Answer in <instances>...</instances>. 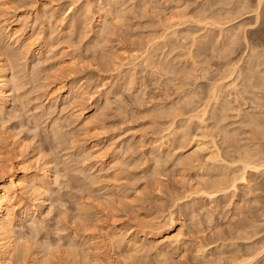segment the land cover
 <instances>
[{"label":"rangeland","instance_id":"rangeland-1","mask_svg":"<svg viewBox=\"0 0 264 264\" xmlns=\"http://www.w3.org/2000/svg\"><path fill=\"white\" fill-rule=\"evenodd\" d=\"M107 1L0 0V60L13 85L0 99V168L20 162L40 181L14 203L9 264H264V252L250 253L264 241L263 167L246 170L248 185L206 195L223 171L238 174L239 152L264 159V0ZM215 8L222 35L195 22ZM98 10L108 20L100 34ZM10 21L25 34L17 44ZM165 21L171 40L158 39ZM217 79L237 86L220 103L208 99ZM58 86L78 96L54 102ZM209 101L213 117L189 118ZM170 217L177 244L131 246L141 232L167 235Z\"/></svg>","mask_w":264,"mask_h":264},{"label":"bare ground","instance_id":"bare-ground-1","mask_svg":"<svg viewBox=\"0 0 264 264\" xmlns=\"http://www.w3.org/2000/svg\"><path fill=\"white\" fill-rule=\"evenodd\" d=\"M109 1V0H108ZM107 1V2H108ZM227 1V0H226ZM225 1V2H226ZM238 1V0H237ZM110 3H111V1H109ZM228 2H229V0H228ZM3 3V1L1 2V4ZM109 3V4H110ZM115 3V2H114ZM238 3H241V1H239ZM258 3H259V1H258ZM0 4V6H2ZM188 4H190V3H188ZM229 4H231V3H229ZM235 4H237V3H235ZM241 4H244L245 5V2L244 3H241ZM112 5V4H111ZM110 5V6H111ZM205 5V4H204ZM208 5V4H207ZM206 5V6H207ZM210 5V4H209ZM222 5V4H221ZM223 5H224V7H225V3H223ZM242 6V8H244L245 6ZM184 6H186V4L184 5ZM211 6H213V5H211ZM227 6H229L228 4H227V2H226V7ZM179 7H180V5H179ZM225 7V8H226ZM232 7V6H231ZM230 7V8H231ZM113 8H115V7H113ZM174 8V7H173ZM201 8H202V6H200L199 7V10H201ZM207 8V7H206ZM209 8V7H208ZM218 8H220V7H218ZM229 8V7H228ZM210 9H212V8H210ZM109 10H110V12H109ZM109 10H107L106 12L107 13H111V9H109ZM179 10V9H178ZM178 10H176V14L177 13H179L178 12ZM182 10H185L184 8L182 9ZM198 10V9H197ZM204 10H205V8H204ZM203 9H202V12H205ZM215 10H216V8H215ZM223 10V9H222ZM230 10L231 9H224V11H226L225 13H227L228 14V11L230 12ZM101 11H104V10H101ZM101 11H99L98 10V13H97V15H96V23H98V30H97V33L98 34H100L101 32H103L104 31V28H106L105 26H104V24L105 23H102V22H105V21H103V19H104V17H107L106 15V13L105 12H101ZM116 11V10H115ZM195 11V10H194ZM193 11V12H194ZM208 11V10H207ZM212 11H214V10H211V12ZM217 12H218V14H219V11H221V10H216ZM215 11V12H216ZM223 11V12H224ZM232 11V10H231ZM237 11V10H236ZM182 11H180V13H181ZM184 12V11H183ZM182 12V13H183ZM191 12V11H190ZM189 12V13H190ZM215 12H213V13H215ZM255 12H257V11H255ZM113 13V12H112ZM111 13V14H112ZM114 13H116V12H114ZM173 13V12H172ZM200 14H201V12H199ZM206 13V12H205ZM205 13H203V14H201V15H203V17H200L201 15L199 14V15H196V14H198L197 12H196V14H194V15H196L198 18H196L195 19V17H193L194 19H195V22L198 24H204V26L203 27H205V26H213V25H215V26H218V27H216V28H218L217 29V31L218 32H220V34L222 35L223 34V32L224 31H226V30H224L225 28H223V26H222V24H220V18L222 19V17H220L221 15H222V13L220 12V14H219V16L217 17L215 14H213L214 16H215V18H213V16H209L210 15V13H209V15L208 16H205L204 17V14ZM225 13H223V14H225ZM106 14V15H105ZM108 14V15H109ZM192 14V13H191ZM217 14V13H216ZM178 15V14H177ZM182 15V14H181ZM180 15V16H181ZM184 15V14H183ZM182 15V16H183ZM188 15V14H187ZM187 15H186V17H187ZM193 15V14H192ZM193 15V16H194ZM110 16V15H109ZM112 16V15H111ZM170 16V18H171V14L169 15ZM182 16H181V18H182ZM185 16V15H184ZM191 16V15H190ZM174 17V16H173ZM176 17V16H175ZM174 17V18H175ZM178 18H179V16H177ZM186 17H183V18H185L186 19ZM210 17V18H209ZM224 17V16H223ZM168 18V17H167ZM167 18H166V21H167ZM174 18H172L173 19V22H174ZM182 18V23L184 22V19ZM187 18H189V16L187 17ZM192 18V16H191V18L190 19H192V20H194ZM209 18V19H208ZM217 18V19H216ZM177 19V18H176ZM211 19V20H210ZM212 19H214V20H212ZM215 19H216V21H215ZM179 20V21H180ZM189 20V19H188ZM188 20H187V22H188ZM219 20V21H218ZM4 21V20H3ZM6 21V20H5ZM112 21V20H111ZM166 21H165V26H164V24H163V26L165 27L164 28V30H162V31H164V33H162V35L158 38L159 40H160V38H162V40H164L165 39V37L167 38V36L169 37L168 39H173V38H170V37H174L175 36V31H173L172 29H171V31H169L168 33H167V30H170V27L172 28V24L170 25L169 23L168 24H166ZM180 21V22H181ZM191 20H189V22H190ZM13 22V21H12ZM12 22L10 21V22H8L7 24H6V27H9L10 29H11V33L10 34H8V35H10V36H14V40H13V42L15 41V43L17 44V43H19V38H21V37H24L25 36V34H23V31H21L20 29H19V27L18 26H14L15 24L13 23L12 24ZM80 22H81V20H80ZM107 22H108V20L106 21V24H107ZM168 22H169V19H168ZM170 22H172V20L170 19ZM176 22V21H175ZM193 22V21H192ZM222 22H223V20H222ZM221 22V23H222ZM11 23V24H10ZM177 23H178V21H177ZM177 23H173V26H176V24ZM185 23H186V21H185ZM181 24V23H180ZM179 24V25H180ZM201 24V25H202ZM178 26V25H177ZM215 26H214V28H215ZM162 28V27H161ZM201 28V27H200ZM200 28H198V29H200ZM205 28H208V27H205ZM213 28V29H214ZM227 28V27H226ZM173 29H174V27H173ZM175 30V29H174ZM206 30H208V29H206ZM212 30V29H211ZM160 31V30H159ZM209 31V30H208ZM229 31V30H228ZM166 32V33H165ZM177 32V31H176ZM160 33V32H159ZM228 33V32H227ZM174 34V35H173ZM230 34V33H229ZM232 34V33H231ZM171 35V36H170ZM234 35H235V33H234ZM236 35H238V33L236 34ZM235 35V36H236ZM220 36V35H219ZM224 36H225V34H224ZM229 36V35H228ZM27 37V36H26ZM155 37V36H154ZM154 37H153V40H155L154 39ZM194 37V36H193ZM221 37V36H220ZM234 37V36H233ZM232 37V38H233ZM156 38V39H157ZM195 38V37H194ZM193 38V40L195 41V39ZM204 38H205V36H204ZM207 38V37H206ZM225 39H226V37H224ZM29 39V37H27L26 38V40H28ZM225 39L224 40H222V41H225ZM230 39H231V36H230ZM229 39V41H231ZM234 40H236L235 42L237 43V40L238 39H236V38H233ZM232 39V40H233ZM152 40V39H151ZM202 40V39H201ZM204 40V39H203ZM206 40V39H205ZM233 40V41H234ZM22 41V40H21ZM158 41V40H157ZM157 41H155V42H157ZM167 40H165L164 42H166ZM154 42V43H155ZM228 41H225V44L224 45H226V44H228L227 43ZM235 42H233L234 44H235ZM152 43V41L150 42V44ZM162 43H163V41H162ZM171 43H172V41H171ZM193 43V42H192ZM153 44V43H152ZM158 44V45H157ZM156 45L157 46H159V44H160V46H161V43H157ZM168 44V43H167ZM156 45H155V47H156ZM171 45V44H170ZM236 45V44H235ZM151 46V45H150ZM149 46V47H150ZM159 46V47H160ZM162 46H163V44H162ZM193 46V45H192ZM223 46V45H222ZM230 46H233L232 45V41H231V45L230 44H228V47H230ZM19 47L20 48H23L24 47V44H19ZM221 47V46H220ZM224 47V46H223ZM147 48V47H146ZM225 49V48H224ZM223 49V50H224ZM228 49V48H227ZM149 50V49H148ZM216 50V49H215ZM217 50H219V49H217ZM230 52H228L227 50V52L228 53H231L232 54V50H234V46H233V48H230V49H228ZM43 51H45V50H43ZM222 51V50H221ZM225 50H224V54L227 56V52H226ZM25 52H27V48H25ZM191 52V51H190ZM41 53H42V48H41V46L40 47H37L36 49H35V54L34 55H37L38 57L41 55ZM216 53V52H215ZM219 53H221V52H219ZM252 53V52H251ZM254 53V52H253ZM143 54V53H142ZM145 54V53H144ZM255 54L258 56V55H260V53L259 54H257V52L256 53H254V54H252V57L253 56H255ZM264 54V53H263ZM218 55V54H217ZM219 55H221V54H219ZM229 55V54H228ZM144 55H142V57H143ZM147 56H148V54H147ZM222 57L221 58H223V59H225V57L226 56H223V54L221 55ZM247 56H250V54H248ZM261 56V55H260ZM138 57V56H137ZM228 57V56H227ZM261 57H263L264 58V56L262 55ZM255 58H257L258 59V57H255ZM254 58V59H255ZM260 58V57H259ZM149 59V58H148ZM234 59V58H233ZM252 59V58H251ZM228 61H229V59H227ZM231 60V59H230ZM262 60V59H261ZM260 60V61H261ZM146 61V60H145ZM227 61V62H228ZM237 61V60H236ZM129 62V61H128ZM127 62V63H128ZM234 63H235V61H233ZM232 62V63H233ZM248 62V61H247ZM262 62V61H261ZM263 62H264V60H263ZM126 63V64H127ZM130 63V62H129ZM229 63V62H228ZM231 63V62H230ZM238 63V62H237ZM236 63V64H237ZM249 63H250V61H249ZM248 63V64H249ZM125 64V63H124ZM132 64H133V62H132ZM247 64V65H248ZM258 64H260V63H258ZM257 64V65H258ZM263 64V63H262ZM121 65V64H120ZM119 65V66H120ZM122 65H123V63H122ZM121 65V66H122ZM134 65V64H133ZM230 66H231V64H230ZM230 66H228L229 68H227V69H229L230 70ZM234 67H235V64L233 65ZM4 64L2 65V62H1V60H0V99L1 100H4V99H6V97H8V92L10 91V90H12V88H13V85H12V82H11V78L9 77V75L7 74V71H6V67H5V69H4ZM247 67H249L250 68V66H247ZM185 70H188V69H185ZM232 71H233V67H232V69H231ZM230 70V71H231ZM234 70H235V68H234ZM225 71V70H224ZM184 72H186V71H184ZM227 72H228V70H227ZM185 74H188V73H185ZM228 74V73H227ZM230 74H232L231 72H230ZM229 75V74H228ZM242 75V74H241ZM248 75V74H247ZM245 76V75H244ZM243 76V78H245V80H246V76L244 77ZM250 76V75H249ZM248 76V77H249ZM225 77V76H224ZM242 77V76H241ZM253 77V76H252ZM219 78H221V76L219 77ZM226 79H228L227 77H226ZM234 79H236V78H234ZM224 80V79H223ZM233 80V79H232ZM238 80V79H237ZM242 80H244V79H242ZM215 81V80H214ZM225 81V80H224ZM224 81H222L221 82V80H219V79H217V83H216V81L213 83L214 85H213V88H212V86H211V90L209 91V93L211 92L212 93V95H211V97H210V95H208V97H210V98H208L210 101H212V99H213V101L215 102V103H220V98L221 97H219V96H221L220 95V93L223 91V89L225 88V87H229V88H236L237 86H234L233 84V82L232 81H230V82H226L225 84L223 83ZM236 81V80H235ZM220 82V83H219ZM257 83V82H256ZM246 84V83H245ZM248 84V83H247ZM249 85V84H248ZM255 85V84H254ZM234 86V87H233ZM247 86V85H246ZM246 86H245V88H246ZM249 87V86H248ZM231 89V90H232ZM55 90H57L58 91V94H56L55 96H54V102H56L57 101V99L59 98V99H63V100H68L69 101V99H71V98H73L74 96L76 97V95L78 96V92H77V90H76V88L74 87V86H68V87H65V86H58ZM234 91V90H233ZM225 99V98H224ZM223 99V100H224ZM210 101H209V103L207 102H205L206 104L202 107V109L199 111V113H195L194 115H190L189 116V118H192V117H196V118H199L203 123H204V120H203V118L205 117V116H207L208 115V113L210 112V109L212 108V104H210ZM221 101H222V99H221ZM225 101V100H224ZM222 105H223V103H221ZM225 104V103H224ZM227 104V103H226ZM215 105V104H214ZM216 106H217V104H216ZM215 106V107H216ZM224 107V106H223ZM219 109V108H218ZM217 109V110H218ZM222 109V108H221ZM85 112V111H84ZM223 112V111H222ZM80 113H83L82 112V110L80 111L79 110V114ZM167 113V112H166ZM213 113V115H214V112H212ZM219 113V112H218ZM210 115V114H209ZM208 115V116H209ZM172 117V116H171ZM210 117H213L212 115H210L208 118H210ZM222 117V116H221ZM173 118V117H172ZM215 118V117H214ZM250 119H251V117H250ZM252 120V119H251ZM255 120V119H254ZM253 121H251L250 123H252ZM256 122V121H255ZM202 123V124H203ZM249 123V122H248ZM206 125V124H205ZM204 125V126H205ZM221 130V132H222V134L225 132L226 133V130H224V132L222 131L223 129L222 128H220ZM224 133V134H225ZM227 135V134H226ZM225 136V135H224ZM227 137V136H226ZM227 139V138H226ZM15 141H17V140H15ZM197 141H199V140H197ZM197 141H195V142H197ZM202 141V140H201ZM14 142V141H13ZM212 142L214 143V140H212ZM200 146H202L201 144H200V141L199 142H197ZM196 143V144H197ZM15 144V143H14ZM16 145V144H15ZM214 146H215V144H213ZM17 147H19L20 146V143L19 144H17L16 145ZM200 146H196L197 148H195L196 149V151H197V149H199L200 148V150H201V147ZM215 149H216V146H215ZM256 150H257V148H255ZM218 150V149H217ZM217 150H215L214 151V153H213V156H211V159H216V158H218L219 157V155H218V153L216 152ZM260 150V149H259ZM255 152V151H254ZM260 152V151H259ZM258 152V153H259ZM210 153V152H209ZM212 153V152H211ZM240 153V152H239ZM239 153H238V156H237V158L238 159H236L237 161H239L240 162V167L239 168H237V169H239V172H238V174L236 175V174H233V175H235V176H232L230 179H228V177L229 176H226V174H223L225 171H223V170H221V171H223V173H220L221 171H218L221 175H219L218 176V178L221 176V178L222 179H220V182L218 181V182H216V184L214 185V183L215 182H213V184L212 185H214L213 187H211V189H213V190H209V191H211V192H207L206 193V195H207V198L208 199H210V200H212L213 198H214V194L215 193H217V192H220V191H223V192H227L228 191V189L229 188H233V189H237V186H236V182L237 181H239L241 184H243V186L244 185H248L247 183V178H246V170H248V169H251V170H258V169H260V167H263V172H264V159L262 158V159H260V158H258L259 156V154L255 157V153L254 154H250V153H244V154H242L241 153V155H239ZM262 153V152H261ZM234 158V157H233ZM236 158V157H235ZM235 160V161H236ZM234 161V162H235ZM20 163V162H19ZM19 163H18V167H19ZM3 167V166H2ZM5 167V166H4ZM17 166H8L7 167V169H6V167L5 168H0V176H4V175H6V179L5 180H1L0 181V264H9V258L13 255V253L15 252V250H17L16 249V239H14L15 237H13L14 236V230H13V227H15V226H13L12 225V218H11V215H12V212H13V209H14V203H15V201L19 198V195L21 194V193H27V192H29V191H31V190H36L37 188H39L40 186H39V184H38V182H40L39 181V178H36V177H33V176H31V175H29V173H27V171H26V169H24V170H22V171H19L21 168H23V167H19L18 168ZM51 166L50 165H48V163L47 162H45L44 164H43V174H44V176H46V177H49V172L51 171V168H50ZM221 168H223V167H221ZM51 173V172H50ZM227 173V172H226ZM231 176V175H230ZM221 180H223V181H221ZM211 185V186H212ZM209 189H210V187H209ZM205 193V192H204ZM261 216H262V218H263V221H264V209H263V211L261 212ZM177 227H179V225H178V222L176 221V220H173L171 217L169 218V220H168V224H167V228H166V230H167V232H166V234L167 235H165V236H156V235H152L151 233H147V232H141L140 234H139V236L137 235V239H134L132 242H131V246L133 247V248H135V249H137V247H139L141 244H143L144 242H147V241H157V240H159V241H161L160 239H162L163 237H171L172 239H173V242H175V244H177L179 241H180V234H171V232L170 231H174V230H178L179 228H177ZM171 234V235H170ZM113 235H115V234H113ZM114 237V236H113ZM16 241V242H15ZM264 243V241L262 242V244ZM262 244H260L261 246L258 248V249H255V250H253L252 252H250L253 256H257L258 254H260L261 252H264V244L262 245ZM17 245H18V243H17ZM140 248V247H139ZM138 250V249H137ZM165 252H167V250L165 251ZM201 252V251H200ZM250 254V255H251ZM101 259V258H100ZM248 259V258H247ZM246 259V260H247ZM244 258L242 259V260H240V261H238V263H236V264H240V263H242L243 264V262H245L246 261ZM36 261V260H35ZM38 261V260H37ZM98 261H100V260H98ZM249 261V260H248ZM36 263V262H35ZM40 263V262H39ZM99 263H101V262H99ZM104 263V262H103ZM102 264V263H101ZM104 264H106V263H104Z\"/></svg>","mask_w":264,"mask_h":264}]
</instances>
